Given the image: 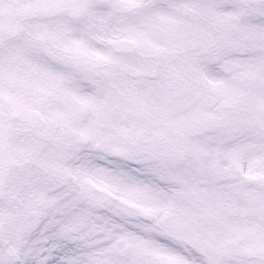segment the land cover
<instances>
[{"label":"snow or ice","instance_id":"obj_1","mask_svg":"<svg viewBox=\"0 0 264 264\" xmlns=\"http://www.w3.org/2000/svg\"><path fill=\"white\" fill-rule=\"evenodd\" d=\"M0 264H264V0H0Z\"/></svg>","mask_w":264,"mask_h":264}]
</instances>
